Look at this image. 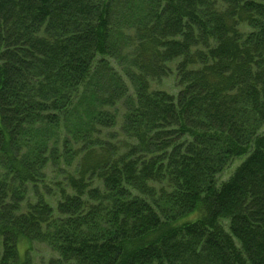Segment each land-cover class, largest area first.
<instances>
[{"label":"trees","instance_id":"obj_1","mask_svg":"<svg viewBox=\"0 0 264 264\" xmlns=\"http://www.w3.org/2000/svg\"><path fill=\"white\" fill-rule=\"evenodd\" d=\"M0 264H264V0H0Z\"/></svg>","mask_w":264,"mask_h":264},{"label":"rangeland","instance_id":"obj_2","mask_svg":"<svg viewBox=\"0 0 264 264\" xmlns=\"http://www.w3.org/2000/svg\"><path fill=\"white\" fill-rule=\"evenodd\" d=\"M153 88L165 89V90H168L169 92H172V93H176L178 90L176 85H175V80L173 77H169V78L164 79L160 82H154ZM239 162H240V160L239 161L237 160L229 169H227L225 171V174L223 175V179L228 178L230 173L235 169V167L239 164ZM35 248H36V256L42 255L43 253L46 254V252L48 250L45 245H41V244H37V243L35 244Z\"/></svg>","mask_w":264,"mask_h":264}]
</instances>
